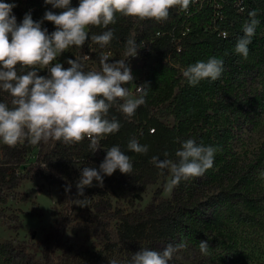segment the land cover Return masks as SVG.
<instances>
[{"label": "trees", "instance_id": "16d2710c", "mask_svg": "<svg viewBox=\"0 0 264 264\" xmlns=\"http://www.w3.org/2000/svg\"><path fill=\"white\" fill-rule=\"evenodd\" d=\"M6 2L16 5L12 15L16 17L17 24L27 13L34 21H40L46 11L57 14L61 11L45 4L44 0ZM78 4L79 0H71L72 7ZM252 10L257 11L259 24L245 59L235 53V46L238 38L244 35L242 26ZM42 27L47 28L49 34L56 30L55 25L48 21H44ZM108 29L114 31V38L101 48L91 40V36ZM88 33V39L81 48L72 46L68 49L73 59L83 56L90 48L93 49L92 60L103 53H110L111 62L126 59L125 43L130 38L142 47L138 49L140 70L135 84L143 86L147 92L146 103L130 118L118 110V105L110 108L108 118L117 119L121 124L120 130L101 138L100 149L94 153L87 138L72 145L49 141L37 161L23 170H20V162L15 160L18 156L0 165V204L6 202L7 193L19 188L33 173L47 181L56 179L60 173L64 181L57 179L56 182L62 190L65 191L68 185L73 186L68 192L70 209L44 238L43 264H58L56 252L73 222L72 207L77 206L71 203L84 198L77 195L76 178L73 177L76 171L71 166L79 163L82 164L79 170L83 167L98 170L106 150L115 145L130 156L133 171L127 175L116 170L112 176L104 177L103 187L96 186L97 182L93 181V186L84 190V196L89 200L87 206L104 208L94 232L100 249L88 254L89 264H107L110 256H120L119 264H130L132 255L142 248L162 251L168 244L181 242L199 248L201 241H207L208 250L216 249L223 245L215 235L216 217L221 210L237 217L240 223L264 232V187H258L252 174L235 165L231 147L235 123L243 118L250 119L253 113L264 114V90L245 108H237L235 102L226 99L239 86L243 75L256 68L264 70V0H191L187 11L172 8L168 19L162 22L139 21L117 15V22L107 29L89 26ZM211 57L223 60L221 77L216 81L205 79L196 86H190L182 75L183 70ZM84 63L86 71L92 70ZM126 63L131 67L132 57H128ZM19 71L27 70L18 66ZM38 74L46 76L44 70ZM0 96V101L11 107V96L2 90ZM132 139L147 145L148 152L137 154L129 151L127 145ZM187 139L218 149L211 169L200 177L182 180L174 188L171 199L162 198L158 191L152 204L143 211L126 212L113 208L114 199H125L171 176L168 170L161 172L156 168L151 158L156 156L161 160L178 162L175 152ZM12 150H15L13 156L19 152L17 147ZM29 152L30 149L23 151L21 159ZM166 152L167 156L164 155ZM206 185L210 187L208 191L215 194L202 201L199 196L206 190ZM95 197L98 200L95 201ZM17 251L18 248L10 242L0 244V258L7 262L13 260ZM22 252V261L26 264L30 257Z\"/></svg>", "mask_w": 264, "mask_h": 264}, {"label": "clouds", "instance_id": "9594fccd", "mask_svg": "<svg viewBox=\"0 0 264 264\" xmlns=\"http://www.w3.org/2000/svg\"><path fill=\"white\" fill-rule=\"evenodd\" d=\"M59 14L46 11L40 21H34L31 14H25L17 24L12 15L15 4L0 2V90L11 96V107L0 102V142L9 147L27 141L31 145L41 142L61 141L65 144H79L85 138L90 142L92 153L100 149V140L120 130L121 124L109 119L110 108L118 105V110L126 117H132L136 110L146 103L147 92L138 86L137 97L125 85L133 82L134 76L126 60L136 57L142 48L135 39L125 43L126 59L110 61V53L99 57L100 70H85L87 55L68 59L69 67L57 61L58 56L72 46L81 48L88 39L89 26H103L117 22V15L131 17L139 21L168 19L170 9L179 7L187 11L191 0H79L77 7L71 6V0H44ZM249 19L242 26L244 35L238 38L235 53L247 58L249 45L259 24L257 11L248 13ZM44 21L55 25L56 30L48 33L42 27ZM114 38V31L108 29L91 40L101 48ZM26 69L27 71H19ZM46 69L48 75H39ZM224 71L223 60L211 57L207 61H197L183 70L182 75L190 86L198 85L202 80L216 81ZM127 148L137 154H146L147 145H141L136 139L129 141ZM216 147L197 144L194 139L181 143L175 152L178 162L171 159H159L151 162L161 172L168 170L171 179L165 185L171 192L182 180L200 177L213 167ZM165 156L168 155L166 152ZM41 166H46L42 164ZM116 170L131 175L133 163L129 155L118 145L106 150V156L99 169L83 167L77 182L78 197L75 204L87 207L89 200L84 196L86 187H103L104 177L112 176ZM71 186L65 188L70 191ZM181 242L168 244L162 251L142 248L135 252L130 264H169L174 253L184 249ZM207 241L199 243V250L207 255ZM109 264H118L116 259Z\"/></svg>", "mask_w": 264, "mask_h": 264}, {"label": "rangeland", "instance_id": "374dc122", "mask_svg": "<svg viewBox=\"0 0 264 264\" xmlns=\"http://www.w3.org/2000/svg\"><path fill=\"white\" fill-rule=\"evenodd\" d=\"M18 1V0H13ZM0 2L7 3L6 0ZM17 3V2H16ZM23 18L18 20L20 23ZM88 31V29H87ZM68 59H73L69 51L61 53L57 61L67 68ZM112 56L110 55L111 62ZM133 73L139 71L140 64L133 60ZM92 70H100L99 55L92 61L86 62ZM46 72V69H41ZM134 97L138 96L134 81L125 85ZM264 90V70L256 68L254 71L241 77V82L226 99L235 102L237 108H245L261 91ZM2 99V96H0ZM1 102V101H0ZM47 143L31 145L27 141L18 143L15 147L19 152L30 149V152L22 158V154L12 150L0 142V165L7 163L18 156L15 160L20 162V170L35 163L38 157L47 149ZM232 157L235 165L252 174L258 187H264V114L253 113L250 119H241L235 123L231 140ZM82 164H75L71 169L75 170L76 183L80 178ZM64 181L63 175L57 173V178L47 181L33 173L24 180L23 184L7 193V200L0 204V244L10 242L18 248L11 262L0 258V264H25L22 261L23 253L30 257L26 264H43V244L45 236L52 231L59 218L70 209L68 192L63 191L56 181ZM171 176L160 179L157 183L148 185L143 191L132 194L121 200L114 199L113 208H121L126 212L143 211L150 206L155 195L160 191L161 197L171 199L173 191H166L165 185ZM73 188V186L71 187ZM70 188V189H71ZM205 186L204 193H200L202 201L207 200L215 192L208 191ZM98 200L97 197L94 198ZM72 205H76L74 202ZM73 222L66 231L64 242L56 252L58 264H89L88 254L95 253L100 249L94 237L98 219L104 208L87 206L86 209L79 205L73 208ZM216 237L223 243L216 249L208 250L207 255L202 254L199 248L185 244L184 249L174 253L169 264H264V232L254 230L248 225L242 224L237 217L228 215L221 210L217 214ZM21 251V252H20ZM116 259L120 263V256H110L106 263Z\"/></svg>", "mask_w": 264, "mask_h": 264}, {"label": "built area", "instance_id": "2783aa9c", "mask_svg": "<svg viewBox=\"0 0 264 264\" xmlns=\"http://www.w3.org/2000/svg\"><path fill=\"white\" fill-rule=\"evenodd\" d=\"M143 48H144V46H143ZM92 52H93V49H89L87 52H85V54L84 55H87L90 59L89 60H87V61H85V62H88V61H92ZM134 58L136 59V61H137V63H139L140 64V62L138 61V59H137V56L136 57H132V60H134ZM134 62V61H133ZM69 67V66H68ZM131 68V71H132V74H133V76H134V83H135V81H136V79L139 77V71H138V73H136V74H134L133 73V69H132V66L130 67ZM139 70H140V66H139ZM136 85V84H135ZM135 89H136V91H137V93H139L138 92V86L136 85V87H135Z\"/></svg>", "mask_w": 264, "mask_h": 264}]
</instances>
